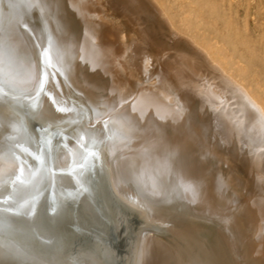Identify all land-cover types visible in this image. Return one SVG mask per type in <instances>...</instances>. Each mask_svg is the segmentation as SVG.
<instances>
[{"label":"bare ground","instance_id":"bare-ground-1","mask_svg":"<svg viewBox=\"0 0 264 264\" xmlns=\"http://www.w3.org/2000/svg\"><path fill=\"white\" fill-rule=\"evenodd\" d=\"M3 94L0 264H264V90L158 0H0Z\"/></svg>","mask_w":264,"mask_h":264},{"label":"rangeland","instance_id":"rangeland-1","mask_svg":"<svg viewBox=\"0 0 264 264\" xmlns=\"http://www.w3.org/2000/svg\"><path fill=\"white\" fill-rule=\"evenodd\" d=\"M158 1L175 27L210 49L214 58L249 92L264 90V0ZM5 95L0 98V118L10 121L24 134L21 114L26 113L32 100L26 102ZM28 121L39 126L41 132L47 130L36 120ZM50 130L56 133L51 137L56 147H64L65 143L59 145L61 140L66 142L64 123ZM27 146L24 143L21 148ZM81 228L80 231H86Z\"/></svg>","mask_w":264,"mask_h":264},{"label":"snow or ice","instance_id":"snow-or-ice-1","mask_svg":"<svg viewBox=\"0 0 264 264\" xmlns=\"http://www.w3.org/2000/svg\"><path fill=\"white\" fill-rule=\"evenodd\" d=\"M39 55H40V59L43 60L45 68L46 69L50 68L51 64H50V61L47 58L46 53L45 52H41ZM37 71L39 73V68L37 69ZM47 78H48V73L47 72L39 73V79H38L39 88H38V92L42 93L44 91V84H45V80ZM135 227H136V225H135V221L134 220L125 221V220L121 219V220H118V221H113L111 230L116 233V236H122L125 231H127L129 229L134 230ZM115 238L116 237H113V239H115Z\"/></svg>","mask_w":264,"mask_h":264}]
</instances>
